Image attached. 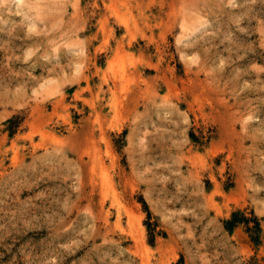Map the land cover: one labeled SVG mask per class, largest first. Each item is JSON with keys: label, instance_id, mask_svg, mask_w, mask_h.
<instances>
[{"label": "rangeland", "instance_id": "374dc122", "mask_svg": "<svg viewBox=\"0 0 264 264\" xmlns=\"http://www.w3.org/2000/svg\"><path fill=\"white\" fill-rule=\"evenodd\" d=\"M0 264H264V0H0Z\"/></svg>", "mask_w": 264, "mask_h": 264}, {"label": "trees", "instance_id": "16d2710c", "mask_svg": "<svg viewBox=\"0 0 264 264\" xmlns=\"http://www.w3.org/2000/svg\"><path fill=\"white\" fill-rule=\"evenodd\" d=\"M232 215L233 217L226 221V224L229 225L230 227L233 226L234 223L238 220L237 218H235L237 215V212H234ZM256 226H258L257 222H256Z\"/></svg>", "mask_w": 264, "mask_h": 264}]
</instances>
